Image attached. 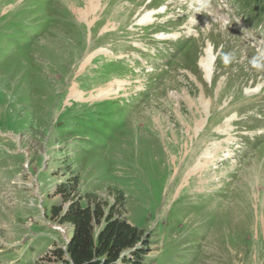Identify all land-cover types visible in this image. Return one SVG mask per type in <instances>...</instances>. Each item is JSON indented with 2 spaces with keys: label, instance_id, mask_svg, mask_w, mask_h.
I'll list each match as a JSON object with an SVG mask.
<instances>
[{
  "label": "rangeland",
  "instance_id": "1",
  "mask_svg": "<svg viewBox=\"0 0 264 264\" xmlns=\"http://www.w3.org/2000/svg\"><path fill=\"white\" fill-rule=\"evenodd\" d=\"M253 57L264 62V0H0V264H63L52 251L72 225L50 208L73 199L137 227L141 264H264ZM202 153L214 163L184 180Z\"/></svg>",
  "mask_w": 264,
  "mask_h": 264
},
{
  "label": "trees",
  "instance_id": "2",
  "mask_svg": "<svg viewBox=\"0 0 264 264\" xmlns=\"http://www.w3.org/2000/svg\"><path fill=\"white\" fill-rule=\"evenodd\" d=\"M58 191L64 193L66 189L59 186ZM67 200L64 196L63 201ZM50 212L59 223L72 225L65 248L52 251L63 264H141L146 253L139 247L146 244L143 233L126 219L115 216L113 209L105 211L99 202L81 205L73 199L66 209L61 204L53 205ZM95 226H99L97 231Z\"/></svg>",
  "mask_w": 264,
  "mask_h": 264
},
{
  "label": "bare ground",
  "instance_id": "3",
  "mask_svg": "<svg viewBox=\"0 0 264 264\" xmlns=\"http://www.w3.org/2000/svg\"><path fill=\"white\" fill-rule=\"evenodd\" d=\"M93 9H94V5L92 4L91 1H88L86 3V5L84 6L83 9L77 10L75 13L78 15V18H83V17L88 16ZM103 51L104 50L102 48H99V49L96 50V53L97 52H103ZM92 56L93 55H88L83 61L89 60L90 58H92ZM213 60H214V55H213V52H212V47H211V44L208 43L204 47L202 55L198 59V65L203 70V72H205L206 74H209V72L212 70L211 69V66H212ZM83 64H84V62L81 63L82 66H83ZM213 65H214V63H213ZM67 96H68V98H72V99L73 98L77 99L78 97L82 98L81 97L82 96V92H80L79 89H77V86L75 85V83L72 82L71 86L69 87L68 95ZM191 157H192V155H190L187 158V160L185 159L186 160V165L185 166H186V169L187 170H186V173L184 172V175H183L184 176V178H183L184 180L185 179H188L190 177V175H192L193 173H195V174H197V173L198 174H201L202 172L206 171V168H207L206 165H208V163L211 162L210 159H209V157L208 158L205 157L204 153H202L201 155L200 154L197 155L194 159H191ZM211 163H214V162L212 161ZM177 172L178 171L176 170L175 173H177ZM192 187H193V185H192Z\"/></svg>",
  "mask_w": 264,
  "mask_h": 264
},
{
  "label": "clouds",
  "instance_id": "4",
  "mask_svg": "<svg viewBox=\"0 0 264 264\" xmlns=\"http://www.w3.org/2000/svg\"><path fill=\"white\" fill-rule=\"evenodd\" d=\"M199 11V9H197ZM194 20V17L192 18ZM230 21L225 19L221 27L226 28L229 25ZM235 61V54L233 52H226L222 54V62L227 67ZM250 64L254 69H262L264 68V62H262L261 58L253 57L250 60Z\"/></svg>",
  "mask_w": 264,
  "mask_h": 264
}]
</instances>
